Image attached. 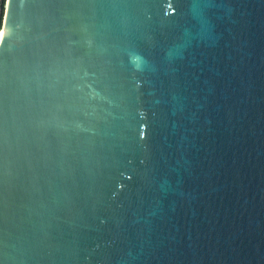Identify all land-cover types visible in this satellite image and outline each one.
Segmentation results:
<instances>
[{
	"label": "water",
	"instance_id": "95a60500",
	"mask_svg": "<svg viewBox=\"0 0 264 264\" xmlns=\"http://www.w3.org/2000/svg\"><path fill=\"white\" fill-rule=\"evenodd\" d=\"M0 264H264V0H5Z\"/></svg>",
	"mask_w": 264,
	"mask_h": 264
},
{
	"label": "built area",
	"instance_id": "2783aa9c",
	"mask_svg": "<svg viewBox=\"0 0 264 264\" xmlns=\"http://www.w3.org/2000/svg\"><path fill=\"white\" fill-rule=\"evenodd\" d=\"M4 6H5V0H0V31L3 20Z\"/></svg>",
	"mask_w": 264,
	"mask_h": 264
}]
</instances>
